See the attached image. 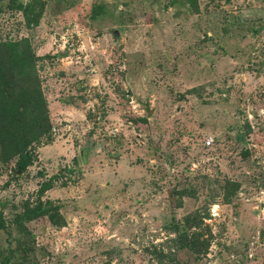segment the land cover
I'll return each instance as SVG.
<instances>
[{
  "label": "rangeland",
  "instance_id": "obj_1",
  "mask_svg": "<svg viewBox=\"0 0 264 264\" xmlns=\"http://www.w3.org/2000/svg\"><path fill=\"white\" fill-rule=\"evenodd\" d=\"M10 1L53 141L0 150V264H264V0H45L35 29Z\"/></svg>",
  "mask_w": 264,
  "mask_h": 264
},
{
  "label": "trees",
  "instance_id": "obj_2",
  "mask_svg": "<svg viewBox=\"0 0 264 264\" xmlns=\"http://www.w3.org/2000/svg\"><path fill=\"white\" fill-rule=\"evenodd\" d=\"M46 5L45 0L9 2L12 10L23 15L29 29L40 26ZM100 12L95 10L93 19H96ZM40 60L29 38L0 42L1 159L4 163L17 159L18 170L22 173L36 162L34 147L50 145L53 141L49 103L41 85L38 67ZM58 179L59 176H55L44 183L41 193L51 190ZM42 214L41 211L34 212L30 219H38ZM57 216V219L51 216L54 224L64 227L65 219ZM0 230H7L6 222L1 216ZM184 237L182 234L183 239ZM184 248H191V243L185 241Z\"/></svg>",
  "mask_w": 264,
  "mask_h": 264
},
{
  "label": "built area",
  "instance_id": "obj_3",
  "mask_svg": "<svg viewBox=\"0 0 264 264\" xmlns=\"http://www.w3.org/2000/svg\"><path fill=\"white\" fill-rule=\"evenodd\" d=\"M213 142H214V140H213V138H209L208 140H207V142H206V145L207 146H211L212 144H213ZM249 257H253V254H250L249 255ZM237 262H241V260H236ZM208 264H214V263H212V262H209Z\"/></svg>",
  "mask_w": 264,
  "mask_h": 264
},
{
  "label": "water",
  "instance_id": "obj_4",
  "mask_svg": "<svg viewBox=\"0 0 264 264\" xmlns=\"http://www.w3.org/2000/svg\"><path fill=\"white\" fill-rule=\"evenodd\" d=\"M115 35H118V32H115Z\"/></svg>",
  "mask_w": 264,
  "mask_h": 264
}]
</instances>
